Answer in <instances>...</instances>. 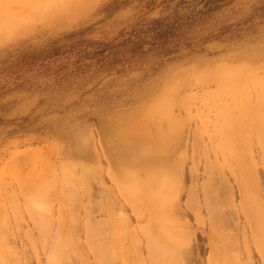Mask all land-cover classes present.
<instances>
[{"label": "rangeland", "instance_id": "1", "mask_svg": "<svg viewBox=\"0 0 264 264\" xmlns=\"http://www.w3.org/2000/svg\"><path fill=\"white\" fill-rule=\"evenodd\" d=\"M242 203L264 0H0V264H264Z\"/></svg>", "mask_w": 264, "mask_h": 264}, {"label": "bare ground", "instance_id": "2", "mask_svg": "<svg viewBox=\"0 0 264 264\" xmlns=\"http://www.w3.org/2000/svg\"><path fill=\"white\" fill-rule=\"evenodd\" d=\"M244 184L247 185V183H244ZM240 187H241L240 189L242 190L241 191L242 196L243 195H244V197L247 196L248 195V189L249 188L247 189V186H245L246 189H242V185H240ZM250 191H252L251 188L249 189V192ZM260 207H262V205ZM260 211H262V209L261 210H258V207L255 206L254 204L251 207V209L248 210L245 207L244 203H242L241 204V209H240L239 212L243 213L244 216H245V219H246L245 220L246 223H245V226H244V229H243V230H245V232H244V238H245V240L248 241V239H249L248 238V235H247V233H248L249 236H250V238L252 237V241L254 242V244H256L257 248H259V249L262 250V248H264V213H262ZM218 237H220V236H218ZM221 238L222 237H220V239ZM222 244H224V243H222ZM224 247L225 246H223V248ZM223 248H221V249H223ZM221 249L219 247L218 248L217 247L213 248L212 249V254L214 256H212V257H216L215 254H217V253H220V254L223 255L224 253H222V250ZM262 257L264 258V252H263ZM249 261H250V255L248 256V259L246 260V262L244 264H249ZM209 262H211V261L209 260Z\"/></svg>", "mask_w": 264, "mask_h": 264}]
</instances>
